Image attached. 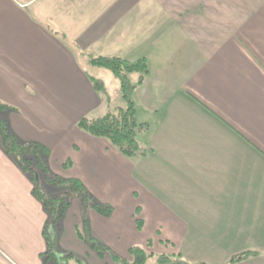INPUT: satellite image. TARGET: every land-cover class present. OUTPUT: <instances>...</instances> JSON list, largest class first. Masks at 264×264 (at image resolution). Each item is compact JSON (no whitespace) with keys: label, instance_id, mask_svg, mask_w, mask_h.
Here are the masks:
<instances>
[{"label":"crops","instance_id":"crops-1","mask_svg":"<svg viewBox=\"0 0 264 264\" xmlns=\"http://www.w3.org/2000/svg\"><path fill=\"white\" fill-rule=\"evenodd\" d=\"M38 1L0 0V101L19 110L8 121L21 141L52 152L46 127L63 124L59 108L103 104L66 42L91 58L119 57L137 35L127 13L142 0H87L88 17L76 26L65 20L63 37L42 8L35 10ZM164 7L177 27V53L168 33L163 62L177 61L176 75L170 67L167 76L181 79L145 95L151 118L137 122L151 130L138 141L147 156L126 160L113 148L103 156L90 144L79 171L57 175L80 181L96 202L113 208L104 217L87 207L89 235L122 258L130 259L132 247L182 254L190 264H229L254 254L235 263L244 264L264 252V0H168ZM58 71L68 77L65 84L56 83ZM153 77L160 86L159 75ZM1 141L0 264H43L47 214ZM72 197L52 231L57 248L85 264H115L79 238L84 207Z\"/></svg>","mask_w":264,"mask_h":264},{"label":"trees","instance_id":"trees-1","mask_svg":"<svg viewBox=\"0 0 264 264\" xmlns=\"http://www.w3.org/2000/svg\"><path fill=\"white\" fill-rule=\"evenodd\" d=\"M92 66L104 68L110 71L120 84L121 99L127 103L126 108L117 109V113L108 112L104 116L94 118H82L77 126L80 130L96 138L108 140L124 157L133 158L135 156H147L146 148L137 141V135L145 125L139 124L136 119V105L132 100V95L137 86L132 85L129 75L140 73L138 85H142L149 74V65L146 58L135 61L122 59L119 57L98 56L90 59ZM94 92L106 99L107 104L111 97L106 93L104 84L93 77L89 78ZM107 95V96H106ZM13 107L0 101V136L2 147L5 153L15 161L19 168L31 179L34 188L33 196L42 204L47 214V222L43 229V237L46 242V252L40 256L43 264H85L81 257L57 248L52 238V231L56 225L63 220L67 211L71 207L72 195L78 196L84 207L83 230L78 231L79 238L83 239L90 248L100 257L108 256L115 264H190L182 254H162L155 256L146 252L142 247H132L129 250L130 259L122 258L113 253L109 247L93 239L89 235V220L86 216L87 207L93 209L104 217L113 214V208L99 202H91L90 194L84 185L74 179H64L58 175H52L49 170L50 151L39 143H24L11 130L10 123L2 115ZM72 167L69 160L64 168ZM49 185L56 187L60 194L50 192L46 189ZM63 193V194H62ZM138 228L141 229V220L137 221ZM254 255L244 253L238 255L229 262L235 264L249 256Z\"/></svg>","mask_w":264,"mask_h":264},{"label":"rangeland","instance_id":"rangeland-1","mask_svg":"<svg viewBox=\"0 0 264 264\" xmlns=\"http://www.w3.org/2000/svg\"><path fill=\"white\" fill-rule=\"evenodd\" d=\"M114 1L116 2L117 0ZM167 1L168 0H142L139 4V7L133 11L134 13H127L126 17L128 18L131 16L129 22L135 24L137 35L132 41H127V45L123 44L125 46L123 47L122 54L119 57L130 61L146 58L149 65V70L151 72L149 77H146V80L142 85H138L141 76L140 73H133L129 75L131 84L136 85L138 88L132 95V100L138 105V113L136 118L137 121L140 122H147V120H150L151 118L145 113V95L148 94L152 96L153 92L152 94H149V92L154 91L152 88H172L170 86L177 85L178 81L181 79V77L179 79V76H167V72L170 70V67L172 68V72L175 73L174 68L178 64L177 61L169 63L163 62V53H165L163 51V46L167 49L168 42L167 44L163 43H166L165 41L168 40V33L171 35L174 33L173 36L170 37L172 44L171 46L177 53L176 42L174 41L177 39L175 32L177 27L175 29L172 23L170 24L166 20V16H168V10L164 9V5L167 4ZM148 6H151V8L148 9ZM39 8H42V18H46V21L51 22L52 25L54 24L56 27L54 28V31L58 32L59 30L60 33L62 24L66 23L65 20H68L67 24L70 26H76L77 23H81L84 19H86V17H88L86 12L90 11L92 6L87 3V0H39L35 10H39ZM151 25L154 26L153 34L149 35L147 38L146 33L149 29V26ZM126 27L128 29L129 26L126 25ZM59 35L63 37L61 33ZM66 43H68L66 45L71 48L73 45L74 55L77 60L76 63L79 66L82 75L86 77L88 81H90V77H93L102 82L104 84L105 91L111 97V100L107 104L106 99L101 97L103 104L100 107H97L95 110L91 109L86 104L74 108L71 107L70 104L65 103L62 109L59 108L60 111L65 113L63 124L46 127L47 134H50L53 140L51 143L52 152L49 150L50 157L48 166L50 173L52 175H57L59 173L58 171L63 169L67 171H79L83 155L85 152L89 151L90 144L95 146V151L102 153L103 156L109 148H113L126 160H132L133 158L124 157L116 148L111 145L108 140L93 137L78 128L77 124L82 118L100 117L106 115L108 112L117 113V109L126 108L127 103L121 99V94L119 92L120 84L115 79L113 74L104 68L92 66L89 63V60L91 57H93L92 53H82V49L76 45L69 41ZM151 75H159L161 82L160 86L157 84V81H159L158 78L153 77L151 80ZM65 77L67 76L63 73V71H58V75H56V83H58V85L65 84L63 83V81L66 80ZM162 84L165 87H161ZM17 111L19 112V110L13 107V110L4 113L2 117L10 121L11 115ZM149 130V128H147V130L145 128V131H141L143 134L146 132V138H144L142 134L141 137H137V141L143 142L145 139L148 140L150 137V132H148ZM92 139L104 142V146L102 147L99 142L92 144ZM107 156L108 154H106V157ZM69 160L73 162V167L66 169L64 166ZM53 187L54 186L48 184L46 189L50 191L52 188L50 192H55L56 190H54ZM103 191L104 190H102V192ZM90 201L92 203L95 202L92 194L90 195ZM256 253L257 256H260L258 259L249 258L244 264H264V252ZM151 264H154V260L151 262Z\"/></svg>","mask_w":264,"mask_h":264}]
</instances>
